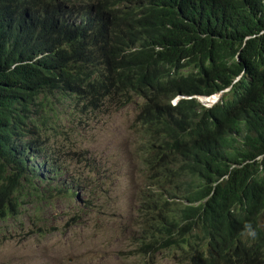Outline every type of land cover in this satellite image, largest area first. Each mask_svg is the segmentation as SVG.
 Masks as SVG:
<instances>
[{"label":"trees","instance_id":"obj_1","mask_svg":"<svg viewBox=\"0 0 264 264\" xmlns=\"http://www.w3.org/2000/svg\"><path fill=\"white\" fill-rule=\"evenodd\" d=\"M113 99L141 107L137 254L264 264V0H0V221L44 189L122 204L112 157L74 173L48 145L63 106Z\"/></svg>","mask_w":264,"mask_h":264},{"label":"rangeland","instance_id":"obj_2","mask_svg":"<svg viewBox=\"0 0 264 264\" xmlns=\"http://www.w3.org/2000/svg\"><path fill=\"white\" fill-rule=\"evenodd\" d=\"M136 102L140 103L136 99L120 107L113 99L97 112L89 105L66 104L60 110L54 130L48 134L52 136L48 145L53 157L74 173L87 174L85 164L90 159L111 167L112 157L118 166L109 176L121 177L122 204L119 185L111 191L112 201L102 193L97 206L87 211L78 208L82 203L81 195L70 198L53 192L51 196L50 191L44 189L37 196L35 193L21 196L27 201L22 212L0 221V264L194 263V257L174 261L166 251L154 258H142L125 234L138 229L132 218L135 210L131 183L142 170V156L135 150L137 121L141 115V107ZM22 192L30 190L23 188ZM113 207L122 212V223H128L130 230L125 232L122 228L119 233V220L113 214Z\"/></svg>","mask_w":264,"mask_h":264},{"label":"clouds","instance_id":"obj_3","mask_svg":"<svg viewBox=\"0 0 264 264\" xmlns=\"http://www.w3.org/2000/svg\"><path fill=\"white\" fill-rule=\"evenodd\" d=\"M232 89V86L226 88L225 90H222L220 92H217L215 94H212V95H208V96H202V95H199V96H195L204 106L206 107H212L213 105H215L216 103H218L219 101L222 100L223 96L225 93H228L230 92ZM211 97H213L211 99ZM181 98H186V99H189V98H192L191 96H183V95H180V96H176L174 97L171 102L172 104H177ZM136 104H138L136 102ZM254 235V234H253ZM174 261H178V255L175 257ZM178 262H182V261H178ZM194 264V263H192Z\"/></svg>","mask_w":264,"mask_h":264},{"label":"bare ground","instance_id":"obj_4","mask_svg":"<svg viewBox=\"0 0 264 264\" xmlns=\"http://www.w3.org/2000/svg\"><path fill=\"white\" fill-rule=\"evenodd\" d=\"M213 97H211V99H212Z\"/></svg>","mask_w":264,"mask_h":264}]
</instances>
